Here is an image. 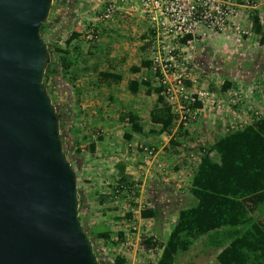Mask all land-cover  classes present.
<instances>
[{
	"label": "crops",
	"instance_id": "obj_1",
	"mask_svg": "<svg viewBox=\"0 0 264 264\" xmlns=\"http://www.w3.org/2000/svg\"><path fill=\"white\" fill-rule=\"evenodd\" d=\"M230 1L238 6L244 5V0ZM250 1L253 2L251 6L237 8L236 16L225 32L211 36L208 39L210 42L207 43L206 59L211 65L208 66L211 67L208 72L209 74L210 72L219 74L215 73L216 71L223 72L220 83L228 82L229 89L237 83L241 84V79L246 75L254 80L262 78L261 82H264L263 38L253 32L251 27L249 35H240L234 31L235 25L242 27L245 21L246 25H250L249 16L254 12H249L248 9L257 10L258 13V10L264 7V0ZM94 26L98 35L97 40L87 39L83 30L79 36H74L67 46L64 43L56 45L68 51L66 55L68 67L62 74L61 80L66 88L64 93L68 102L67 109L69 108L71 113L70 121L82 135L92 137V131H98L99 134L98 140L94 141L93 156L88 158L89 162L85 167H90L93 162L99 161L102 167L110 166L117 173L118 167H121L122 171H127V167L124 164L122 166V163L119 165L108 163L110 158L121 150L119 146L123 144L122 141L130 140L131 143H128L130 146L147 143L154 149V157L145 164L143 186L148 190L156 184L154 188L158 187L159 191L162 190L163 200L168 205L178 195L188 193L191 177L203 150L201 145L210 146L221 137L224 134L223 130L221 132V125L224 123L229 124L233 120L248 123L246 121L248 118L244 115L245 110L243 111L242 106L239 108L237 106V111L228 110L226 105L217 102L218 97L212 93V98L204 96L202 103L196 106L199 110L198 115L202 114L198 118L199 122L182 126L189 131L191 136L188 139H191L185 140L184 138L187 137H182L179 130L174 133V128L169 129L168 132L158 133V126L151 123L148 117L156 94L152 90L147 91L154 86L150 65H141V61L148 60L146 42L148 34L145 33L147 23L139 10L137 0H124L119 3L117 10L109 19L96 22ZM201 40V42L206 41L203 38ZM134 66L137 67L136 71L130 69ZM100 72L118 74L120 78L118 80L105 78L99 75ZM145 81L148 82V86L141 83ZM130 84L134 88L133 91L129 88ZM228 88L224 91L229 90ZM259 92L262 91L259 89L253 93V98L257 101L261 99ZM263 101L260 100V103H264ZM122 111L126 112L124 117ZM128 113L137 116L138 119L128 121ZM192 153L196 156V160L190 159L189 154ZM92 167L93 170L98 169H94L93 165ZM88 173L89 176L86 178L99 189L107 183L100 178L99 171L96 173L98 176L92 178L91 172ZM83 190L86 191L84 188ZM85 193L88 192H84V196ZM150 193L152 194V191ZM145 195H149L148 191ZM179 208V205L174 207L172 218L166 216V219H161L172 221L168 228L166 223H163L162 230L166 231L165 237L176 221ZM102 231L110 232L107 229ZM120 234L126 235L125 232ZM122 238L124 239V236ZM133 239L136 243L137 236Z\"/></svg>",
	"mask_w": 264,
	"mask_h": 264
},
{
	"label": "water",
	"instance_id": "obj_2",
	"mask_svg": "<svg viewBox=\"0 0 264 264\" xmlns=\"http://www.w3.org/2000/svg\"><path fill=\"white\" fill-rule=\"evenodd\" d=\"M51 0H0V264H99L42 83Z\"/></svg>",
	"mask_w": 264,
	"mask_h": 264
},
{
	"label": "rangeland",
	"instance_id": "obj_3",
	"mask_svg": "<svg viewBox=\"0 0 264 264\" xmlns=\"http://www.w3.org/2000/svg\"><path fill=\"white\" fill-rule=\"evenodd\" d=\"M104 4L103 0H51L47 16L42 22L39 33L46 46L56 47L57 44L64 43V38L70 32H76L79 36L91 24L95 25L96 22L107 20L100 19V13ZM243 4V6H235V9L251 6L253 2L244 0ZM248 10L249 12H254L253 14H256L259 19L264 21V7L258 10V13L254 9ZM94 25L92 26L95 28ZM249 26L246 25L245 21V24L240 27L242 30L246 29L250 31ZM261 26V33L263 34H261V37L264 40V24ZM71 28H73L72 31L70 30ZM150 32L148 27H146L145 33L150 34ZM215 34L217 32L206 31L194 36L189 42H181L180 40L169 41L165 39L164 50L160 51V55L162 58L172 57L175 62L174 66H172V63L167 61L169 64L165 68V84L173 85L175 82L174 76L183 73L185 77L180 76L179 79L181 80V84L188 90L202 92V98L204 96L211 97V94L214 93L218 97L217 102L224 106L226 105L228 110L230 109L231 111H237L236 107L242 106L243 111L245 110L244 115L248 118L246 121L250 122L254 115L259 116L264 113V103H260V100H264V82H261L262 78L261 80H259L260 78L254 80V78L246 75L241 79V84L237 83L234 87L228 88L229 90L227 91L221 90L220 82L222 81L223 72L216 71L215 73L219 74H214V72H210L209 74L208 69L211 67L209 68L208 66L211 65L206 59L208 57L207 43L210 42L208 39ZM239 34L249 35V32H240ZM202 38L206 41L201 42ZM149 68L154 86L161 87L162 78L160 74L154 72L151 67ZM60 76L63 78V75L60 74ZM43 84L48 91L50 82L45 79ZM259 89L262 91L259 92L261 99L257 101L256 98H253V93ZM49 98L54 107H57L61 102H65L66 100L65 93L59 85H57L54 92L50 91ZM163 99L167 103L165 98ZM200 102L202 103V101ZM57 110L62 111L60 108H57ZM61 111L60 113L62 114L63 111ZM125 113L122 111L123 117ZM201 115L200 113L194 121L189 123H198V118ZM61 123L60 139L62 150L76 175L77 199H80L78 219L90 239L97 259L106 264L107 262H111L115 255H119L125 259L126 264H153L160 252L159 245L165 239L164 232L166 231L162 230L163 223H166L167 228L172 223V221H162L161 219H166V216L172 218L171 215L172 212L174 213V207L193 204L194 199L186 193V195H178L167 205L163 200L162 190L160 189L159 191L158 187L154 188L156 184L148 190L145 189L142 183L145 180L143 174L145 164L140 161L142 154L138 145H128V143H131L130 140H123V144L119 146L121 150L117 151L116 155L111 157L108 162L118 165L122 163V166L124 164L127 167V171H122V174L127 176L125 182L119 183V173L115 169H111L110 166L102 167L99 161L92 163L95 166L94 169H98L93 170L92 165L86 168L85 166L89 162L88 158L93 156L94 151L89 152L87 145L89 142L94 143V141L98 140V131H92V137H90V135H82L79 129L73 126L71 121L68 123L61 121ZM243 125L244 123L233 120L229 124L224 123L221 125V132L223 130L226 133ZM172 128L175 129L174 133L179 130V134L183 135L182 137H187L184 138L185 140L191 139H188L191 136L189 135V131L182 128V125L177 124L176 119L173 120L170 129ZM69 130H71L70 133H68ZM143 145L151 147L147 143H143ZM201 147L203 152L209 145L204 144ZM76 150H79V153H76ZM208 153L211 158L215 159L212 152ZM89 171L91 172V178L98 176L96 173L99 171L100 178L107 182L105 185L100 186L101 190L95 184H91L90 179L86 178L89 176ZM129 182L130 186L128 185ZM102 188L105 189L102 190ZM147 191L149 195L146 196L145 192ZM151 191L152 194L150 193ZM84 192L88 193H85L84 196ZM148 207L156 211L155 216L141 217L140 211ZM106 229L111 232L110 239L103 240L95 236L97 231ZM117 232H125L126 235L118 238ZM123 236L124 239L130 240L132 244L134 243L133 237L137 236V241L134 243L135 246L122 245ZM201 240L202 236L197 238L187 251L178 254L173 264H218L215 260L216 251L203 246Z\"/></svg>",
	"mask_w": 264,
	"mask_h": 264
},
{
	"label": "trees",
	"instance_id": "obj_4",
	"mask_svg": "<svg viewBox=\"0 0 264 264\" xmlns=\"http://www.w3.org/2000/svg\"><path fill=\"white\" fill-rule=\"evenodd\" d=\"M249 19L252 31L260 33L261 25L257 15L251 14ZM41 26L42 23L39 33ZM76 35V32H70L64 38L65 46ZM185 40L182 38L180 41ZM47 48L50 59L44 67L42 82L45 79L50 82L48 95L50 91H55L57 85L64 92L66 88L60 74L68 67V51L57 46ZM141 65L149 66V60L141 61ZM130 69L136 71L137 67ZM99 75L112 80L120 78L118 74L109 72H100ZM141 83L149 85L146 81ZM229 85L223 82L220 88L225 90ZM129 88L132 91L134 89L131 84ZM150 90L156 97L149 110V121L158 126V133L168 132L176 114L170 111L164 101L160 86H153L147 91ZM67 103L65 100L55 107L59 128L61 121H70L71 113ZM57 108L62 109L63 113ZM136 119L137 116L127 114L128 121ZM87 149L92 152L94 143L89 142ZM208 152H212L215 159ZM118 173V182H125L127 176L122 174L121 167H118ZM188 194L194 203L178 209L176 221L160 243V252L153 264H173L175 257L187 251L201 236L203 246L216 251L215 260L218 264H264V113L254 115L250 122L224 133L201 153L190 180ZM79 202L78 198V205ZM155 212L148 207L140 211V216H155ZM109 234L108 231H98L95 236L105 240ZM117 236L121 237L120 232ZM98 262L105 264L99 259ZM106 264L126 262L123 257L115 255Z\"/></svg>",
	"mask_w": 264,
	"mask_h": 264
},
{
	"label": "built area",
	"instance_id": "obj_5",
	"mask_svg": "<svg viewBox=\"0 0 264 264\" xmlns=\"http://www.w3.org/2000/svg\"><path fill=\"white\" fill-rule=\"evenodd\" d=\"M104 6L100 13V19H109L113 12L117 10L119 3L124 0H103ZM139 10L143 13L147 27L151 31L146 39L147 59L152 70L159 73L161 80L160 94L167 101L170 111L176 114L177 124L186 126L194 121L199 114L195 103L202 101L203 93L200 91L188 90L181 84L180 76L185 74H176L173 85H166L165 68L175 62L172 57L162 58L160 51L164 50V43L167 40H181L186 38L189 42L194 36L203 32H223L227 29L229 23L236 16L235 6L237 4L230 0H137ZM258 17V16H257ZM260 25L264 21L258 18ZM250 27V26H249ZM236 33H248L249 30H242L238 25L234 26ZM261 31L258 35L261 37ZM86 38L94 41L97 39V32L92 24L85 30ZM263 35V34H262ZM262 38V37H261ZM254 114H256L254 112ZM174 119V120H175ZM142 154L141 162L148 163L154 157L153 148L147 145H138ZM191 160H196V156L189 154ZM122 245L130 246V240L123 239Z\"/></svg>",
	"mask_w": 264,
	"mask_h": 264
}]
</instances>
